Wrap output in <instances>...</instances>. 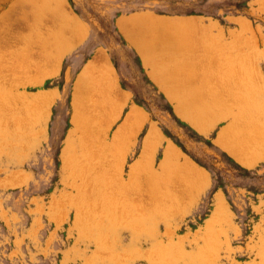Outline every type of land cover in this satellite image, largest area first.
Masks as SVG:
<instances>
[{
	"label": "rangeland",
	"instance_id": "1",
	"mask_svg": "<svg viewBox=\"0 0 264 264\" xmlns=\"http://www.w3.org/2000/svg\"><path fill=\"white\" fill-rule=\"evenodd\" d=\"M0 264H264V0H0Z\"/></svg>",
	"mask_w": 264,
	"mask_h": 264
},
{
	"label": "bare ground",
	"instance_id": "2",
	"mask_svg": "<svg viewBox=\"0 0 264 264\" xmlns=\"http://www.w3.org/2000/svg\"><path fill=\"white\" fill-rule=\"evenodd\" d=\"M156 18H157V17H156ZM133 19H134V18H133ZM164 19H165V18H164ZM165 20H166V19H165ZM159 21H160V20H159ZM157 22H158V21H157ZM160 22H161V21H160ZM163 22H164V21H163ZM118 23H119V22H118ZM124 23H126V22H124ZM161 23H162V22H161ZM164 23H165V22H164ZM166 25H168V24H166ZM157 26H158V25H157ZM159 26H160V24H159ZM159 26H158V27H159ZM135 28H136V27H135ZM159 28H160V27H159ZM161 29H162V28H161ZM168 32H169V31H168ZM163 33H164V32H163ZM139 34H140V33H139ZM163 47H164V46H163ZM178 67H179V66H178ZM101 74H102V73H101ZM97 75H98V74H97ZM102 75H103V74H102ZM107 76H108V75H107ZM184 77H185V76H184ZM90 78H91V77H90ZM102 78H103V77H102ZM97 81H98V80H97ZM99 81L101 82V80H99ZM91 83H92V82H91ZM93 83H94V82H93ZM104 83H105V82H104ZM101 84H102V83H101ZM78 85H79V84H78ZM85 86H86V85H85ZM95 87H96V86H95ZM103 87H104V86H103ZM109 87H110V86H109ZM93 88H94V87H93ZM93 88H92V89H93ZM77 90H78V89H77ZM106 90H107V89H106ZM100 91H101V90H100ZM103 92H104V91H103ZM96 93H97V92H96ZM102 94H103V93H102ZM103 95H104V94H103ZM105 96H106V95H105ZM1 99H2V98H1ZM40 101H41V100H40ZM94 103H95V102H94ZM43 105H45V104H43ZM250 106H251V105H250ZM84 110H85V109H84ZM134 111H135V109H134ZM134 111H133V112H134ZM136 111H137V110H136ZM136 111H135V113H137V114L140 112V111H139V112H136ZM139 114H140V113H139ZM135 117H136V116H135ZM126 118H127V117H126ZM128 118H129V117H128ZM22 119H23V118H22ZM87 120H88V119H87ZM127 123H128V122H127ZM130 123H131V122H130ZM242 140H243V139H242ZM81 142H82V140H81ZM245 142H246V141H245ZM240 144H241V143H240ZM7 145H8V144H7ZM70 146H71V145H70ZM66 147H67V145H66ZM66 149H67V148H66ZM64 150H65V149H64ZM232 151H233V150H232ZM64 167H65V165H64ZM81 189H82V188H81ZM89 196H90V195H89ZM173 248H174V247H173Z\"/></svg>",
	"mask_w": 264,
	"mask_h": 264
}]
</instances>
